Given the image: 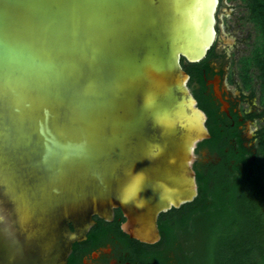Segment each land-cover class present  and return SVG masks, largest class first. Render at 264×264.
Wrapping results in <instances>:
<instances>
[{
	"label": "water",
	"instance_id": "1",
	"mask_svg": "<svg viewBox=\"0 0 264 264\" xmlns=\"http://www.w3.org/2000/svg\"><path fill=\"white\" fill-rule=\"evenodd\" d=\"M219 3L0 0V264H68L115 209L155 244L197 197L211 134L182 59L213 47Z\"/></svg>",
	"mask_w": 264,
	"mask_h": 264
},
{
	"label": "trees",
	"instance_id": "2",
	"mask_svg": "<svg viewBox=\"0 0 264 264\" xmlns=\"http://www.w3.org/2000/svg\"><path fill=\"white\" fill-rule=\"evenodd\" d=\"M246 1L257 39L250 54L239 59L238 69L245 89L252 87L256 71L264 92V0ZM211 55L197 63L182 59L184 69L202 86ZM193 93L208 115L211 134L198 148H209L220 161L207 167L194 164L198 195L159 215V242L145 244L119 231L120 237L130 243L134 264H264V125L255 132V142L245 145L237 117L232 124L203 88ZM106 230L100 221L88 243L95 245Z\"/></svg>",
	"mask_w": 264,
	"mask_h": 264
},
{
	"label": "flooded vegetation",
	"instance_id": "3",
	"mask_svg": "<svg viewBox=\"0 0 264 264\" xmlns=\"http://www.w3.org/2000/svg\"><path fill=\"white\" fill-rule=\"evenodd\" d=\"M227 5L225 0H220L217 9V38L213 47L209 50L207 56L212 52L209 57L210 70H203L204 85L198 81V79H190L188 85L192 92L193 90H200L203 88V92L206 95L211 96L216 105L219 106V112L227 115L235 124L234 116L238 119V129L241 132L245 145H250L251 141L246 136L247 123L252 122L254 118L249 117L255 113L253 110H248L242 105L245 99V95L242 91L233 95L226 85H229L233 81L232 72L228 71L227 67V48L233 43L229 40L232 38L221 27V13H226ZM233 39V38H232ZM206 56V57H207ZM255 134L253 135V137ZM196 148L197 160L203 166L218 163L220 157L217 153H211L209 148L202 147ZM195 162V163H196ZM95 224L91 226L87 232L86 239L75 242L72 247L71 254L68 258V264H134L131 261L132 250L130 243L127 240H123L120 237L119 231L127 235L122 231L121 224L125 220L124 215L120 209H115L114 217L108 221L102 219L96 215L93 216ZM103 222L107 226L106 233L101 237L95 245H90V234L99 222ZM131 238L129 235H127ZM134 239V238H131ZM137 240V239H136ZM147 244V243H145Z\"/></svg>",
	"mask_w": 264,
	"mask_h": 264
},
{
	"label": "rangeland",
	"instance_id": "4",
	"mask_svg": "<svg viewBox=\"0 0 264 264\" xmlns=\"http://www.w3.org/2000/svg\"><path fill=\"white\" fill-rule=\"evenodd\" d=\"M227 5L226 13H221L222 29L234 39V43L227 48V67L232 72L233 81L227 88L233 95L242 91L245 99L242 105L248 110H253L260 114L264 112V92L260 89L259 80L256 77L257 72L253 71L255 76L252 87L244 88V82L239 74V59L247 56L252 51L257 39L255 25L249 18V10L246 0H225ZM264 125V115L254 118L252 122L247 123L246 136L251 143L255 142L253 135Z\"/></svg>",
	"mask_w": 264,
	"mask_h": 264
}]
</instances>
